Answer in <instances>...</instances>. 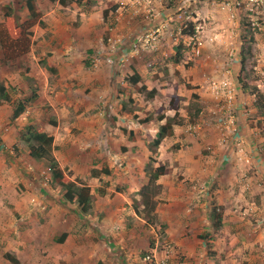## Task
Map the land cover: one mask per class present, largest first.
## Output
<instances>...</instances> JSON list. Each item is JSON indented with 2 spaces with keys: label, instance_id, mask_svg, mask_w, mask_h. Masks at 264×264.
<instances>
[{
  "label": "rangeland",
  "instance_id": "obj_1",
  "mask_svg": "<svg viewBox=\"0 0 264 264\" xmlns=\"http://www.w3.org/2000/svg\"><path fill=\"white\" fill-rule=\"evenodd\" d=\"M76 1L81 4L84 0ZM89 1L80 5L82 12H92V6L97 3L101 17L106 11L105 21L110 15L120 13L122 17H127L126 26L114 35H120L122 41H129L131 48L127 55L123 54L119 58L115 56L116 60H113L108 55L95 52L98 39L93 36L90 46L94 49L93 52L84 54L85 60L79 63L84 62V67L88 68L87 63L94 64L92 61L96 59L106 60V63L110 58L111 61H116L120 71L119 81L124 79L127 84L126 89L122 86L121 90L125 89L128 97L124 100V108L120 103L117 104L115 113V106L111 107L116 102L114 99L107 105L102 104L104 100L99 102L97 98L85 103L77 102L76 113L87 114L84 116L87 119L92 115L95 120L100 119L103 125L110 128L117 125L118 121L122 128L130 126L133 121L134 127L144 130L142 133L147 135H154L156 128H159V116L170 118L176 114L181 126H176L173 137L165 139L166 147L163 145L154 149L151 143L148 145L152 149L148 165L154 167L163 163L169 171L168 174L171 173V163L188 166V171L176 170L177 183L176 178L173 179L175 187L182 183L183 190L188 192H202L204 182L200 183L194 177L207 166L212 168L213 176L220 177L223 181L220 189L228 195L232 192L234 195V198L225 197V206L217 204L215 207L221 217L225 207L231 211L218 233L213 227V217H208L207 225L199 223L193 226L192 217L189 215L185 233L190 238L186 239L188 242L184 248L174 247L177 251V264H264V176L258 174L253 165L250 164L251 168L248 166L251 161L259 158L264 160V110L259 111L256 108L255 98L249 91L242 95L236 83L239 77L241 83L251 88L257 87L264 101V3L252 5L245 0H126L117 4L114 1L104 3V0H98L101 2L94 1L89 4ZM25 2L26 0H0V18L3 6L18 9ZM111 28L115 29L114 26ZM108 32L110 31L107 30L99 36L101 43L107 42ZM140 38L144 41L136 50L132 46ZM51 47L55 48L53 45ZM177 53L180 61L175 63ZM241 54L244 55V60ZM35 55L36 60L31 55L5 64L4 70L0 72V79L7 87L13 103L17 101L18 93L22 92V99H26L36 90L28 71L38 60L40 67H44L41 63L48 64L51 56L49 53ZM136 71L142 77L138 87L144 85L147 91H156L152 99L147 100V93H139L128 81ZM48 74L49 80L53 79L54 73L48 71ZM228 91H231V100L228 98ZM13 103L3 105L0 113H10ZM42 108H47V113H50L51 108L46 104ZM38 113L45 112L38 110ZM142 123L145 125L141 126ZM8 125L10 124L7 123V127ZM7 127H1L0 137L8 136L9 142H12L10 136L13 129L8 130ZM120 130L124 132V129ZM22 131L23 128L17 131L18 139L15 138L25 147L19 139ZM90 134L85 136L88 135L89 138ZM97 138L96 135L90 138L95 146ZM8 140L4 142L0 138V143H7ZM122 148H111L109 144L108 148L97 150L96 153L92 150L87 158L94 161L102 153L97 162L104 163L91 170V177L107 175L105 171H108L109 164L104 160L114 163L121 158L119 154L124 153ZM137 156L133 154L128 158L122 157L135 159ZM123 163L126 165L125 161ZM45 168L46 166L41 171H46ZM244 174L249 177H243ZM236 175L240 176L235 180L232 176ZM213 179L208 183L212 184L211 190L215 192L213 187L216 184L213 185ZM76 180L87 186L91 185L95 195L93 202L96 201L97 206L103 205L100 204L99 193H103L105 189L108 192L111 186L109 184L115 185L107 178L99 183L97 179L87 183ZM24 186L20 184L18 187L20 190L27 189ZM243 189V195L238 201L237 193ZM158 195L159 193L151 195L149 207L136 211L145 222L149 219L148 225L155 230L153 241L160 242L159 250L163 252L158 255L160 257L168 256L169 249L165 246L167 225L155 213ZM138 203L140 202L132 205L140 207L141 204ZM208 228L210 229L207 230ZM174 234L178 232L174 231ZM215 234L219 239L214 238ZM220 235L223 239H220ZM187 248L191 254L189 257L183 253ZM139 254L141 256L142 252Z\"/></svg>",
  "mask_w": 264,
  "mask_h": 264
},
{
  "label": "crops",
  "instance_id": "obj_2",
  "mask_svg": "<svg viewBox=\"0 0 264 264\" xmlns=\"http://www.w3.org/2000/svg\"><path fill=\"white\" fill-rule=\"evenodd\" d=\"M36 1L42 14L43 26L36 24L31 29L30 52L17 60L31 55L36 60L35 54L49 53L51 56L46 66L54 68L55 73L53 79L49 80L50 75L47 69L40 67L39 60L35 62L33 68L28 71V75L36 88V100L15 120H10L12 111L0 113V130L1 127H7L9 123L7 129H13L12 135L14 134V138L10 136L12 142H9L8 136L0 137L4 142L8 140L7 143L3 141L0 143V264H11L4 259L5 253H10L19 264H149L144 261L146 255L153 253L158 257L163 252L159 250L160 242L153 241L155 230L137 214L136 210L144 206L141 204L140 207H136L132 204L140 202V190L147 184L146 166L150 154L148 145L156 139L159 128H156L154 135H147L142 133L144 130L136 129L133 121L130 126L126 125L123 128L118 121L115 125L117 129L115 126L110 128L106 124L103 125L100 119L95 120L92 115H89L87 119L84 117L87 114L76 113L77 102L85 103L96 98L99 102L104 100L102 104L107 105H110L114 99L116 102L111 105V107L115 106L114 113L118 103L122 108L125 107L124 100L128 94L124 90L127 84L124 79L119 81L120 71L116 61L108 60L106 63V60L96 59L92 61L94 64L87 63L88 68L84 67V62L83 64L79 62L85 60L84 54L94 50L90 47L93 36L98 39L96 53L108 55L113 60L115 56L119 58L123 54L127 55L131 48L130 42L122 41L120 35L114 34L123 30L128 19L122 17L120 13V15H110L105 21V17H101L98 11L97 3L92 6V12H82L80 5L85 4L87 0L81 4L76 0H69L65 6H61L58 0ZM94 1L98 0H90L89 4ZM111 1L122 4L126 0H104L103 2ZM14 10L21 15V21L27 19L24 4ZM111 26L115 29L112 30ZM107 30L110 31L107 42L101 43L99 36L105 34ZM50 44L55 48H52ZM1 57L0 50V59ZM4 66L5 64L0 62L1 73ZM136 72L142 80L141 73ZM0 81L3 82L2 79ZM122 86L125 89L121 90ZM9 96L11 97L10 94ZM23 96L20 92L16 98L21 100ZM70 101L73 103L71 104ZM9 103H13L12 100L1 104L0 109L3 105L8 106ZM42 104L51 108L50 113H47L49 112L47 108H42ZM41 108L45 113H38V110L42 111ZM165 119L159 121V127L165 123ZM27 125L52 135V154L61 169L72 173V181L79 179L87 183L97 179L99 183L100 180L107 178L115 184H109L111 185L109 191L106 192L105 189L103 195H99L102 206H97V202L94 201L92 209L87 214H83L76 203L66 202L63 193L58 188L53 189L50 186V174L47 167L46 171H41L46 166L45 162L31 158L28 155L27 146L23 147L17 140V131L19 132ZM143 125L145 124L142 123L141 126ZM120 128L124 129V132ZM175 128L176 126L173 127L171 137L176 134ZM86 134H90L89 138L88 135L85 136ZM94 135L98 137L95 141L96 146L90 140ZM165 139L160 146H167ZM109 144L115 149L123 147L124 153L119 154L121 158L118 156L120 159L114 163L104 160L109 164L107 175L92 178L91 170L99 168L104 163L103 161L98 163L102 153L98 154L97 160L94 161L87 156L92 150L96 153L97 150L108 148ZM133 154L138 156L135 159L133 157L123 159ZM256 155L259 157L257 153ZM124 161L126 165L122 164ZM250 164L256 168L258 174L264 176V160L259 158L257 161H251L248 163L251 168ZM159 165L158 163L154 167ZM161 165L165 167L163 163ZM170 167H172L169 169L171 173L161 176L156 182L160 186V192L155 213L167 225L165 246L169 249L168 261L170 264H177V251L174 247L184 248L188 242L186 239L190 238L185 233L189 215L192 217L193 226L199 223L207 225L208 217H212L216 205L225 206L227 202L225 197L234 198V195L233 192L228 195L220 189L223 181L220 177L213 176L212 168L207 166L194 177L198 182H204L202 192L186 190L185 192L182 183L175 187L178 181L176 170L188 171V166L171 163ZM239 176L232 177L236 180ZM243 177L249 176L244 174ZM174 178H176L175 183H173ZM212 179L215 180L213 185L216 184L213 187L215 192L211 190L212 184L208 183ZM20 184L27 186V189L24 186L25 189L20 190ZM88 187L91 195L95 196L90 184ZM243 191L244 189L237 193L238 201ZM231 202L233 208V201ZM230 212L225 207L221 224L215 228L216 232L224 226V220ZM174 231L178 234H174ZM213 236L219 239L216 234ZM220 239H223L221 235ZM194 241L197 243L196 238ZM200 242L203 243L202 240ZM212 242L215 243V241ZM140 252H142L141 256ZM183 253L188 254L187 257L191 256L189 248L183 250ZM162 256L164 255L160 257Z\"/></svg>",
  "mask_w": 264,
  "mask_h": 264
},
{
  "label": "trees",
  "instance_id": "obj_3",
  "mask_svg": "<svg viewBox=\"0 0 264 264\" xmlns=\"http://www.w3.org/2000/svg\"><path fill=\"white\" fill-rule=\"evenodd\" d=\"M55 2L57 0H49ZM61 6L67 4L66 0H58ZM25 8L27 11V19L21 21V15L18 14L12 7L6 5L2 7V20L0 21V50L2 57L0 62L3 64H8L15 61L30 52L32 46V31L31 29L39 24L43 26L41 22L42 14L38 9V4L36 0H26ZM106 11H104L103 16L105 17ZM242 48V47H241ZM242 59L244 60V55ZM242 60V62H243ZM180 61L179 53L176 54L175 63ZM49 72L55 73L54 68H50L44 63H41ZM242 64V63H241ZM128 81L132 87L136 88L139 93L146 92L147 100L152 99L155 96V90L147 91V88L143 85L138 87V83L141 81L140 76L135 73L128 78ZM237 85L241 94H245L249 91L250 95L255 98V105L259 111L264 110L263 96L257 87H249L247 84L241 83L239 77L236 79ZM37 98L35 91H32L31 96L17 100L12 106V115L10 120H15L21 114L24 113L26 107L30 106ZM11 101V97L8 94L7 87L3 82L0 81V105ZM172 108L174 107L172 101L170 103ZM175 109V108H174ZM199 111V110H198ZM197 111V112H198ZM175 114L173 117L166 118L164 116H159L158 121L165 119V123L159 127L156 139L151 141V147L154 149L158 148L165 138L171 137L173 135V127L181 126V121L177 120ZM26 146L28 155L34 160L44 161L45 165L50 174L49 184L53 189L58 188L63 193V198L68 203H76L80 207L81 213L87 214L93 205V196L91 195L90 188L79 182L78 180L72 181L71 172H67L61 169L57 160L52 154L53 151V137L49 133L39 130L32 125H27L23 128L19 138ZM152 152V149H149ZM151 159V157H149ZM148 166V167H147ZM146 171L148 174L147 184L140 190L141 200L139 204H143L144 208L149 207V199L151 195L159 193L160 186L156 183L157 180L166 174L168 170L163 166L159 165L157 167H151L147 164ZM108 174V171H105ZM103 195V193H99ZM212 217L214 220L213 227L218 228L221 224V214L217 212L214 208L212 212ZM149 224V219L146 221ZM64 237V236H63ZM11 264H19V262L10 253H5L3 255Z\"/></svg>",
  "mask_w": 264,
  "mask_h": 264
},
{
  "label": "built area",
  "instance_id": "obj_4",
  "mask_svg": "<svg viewBox=\"0 0 264 264\" xmlns=\"http://www.w3.org/2000/svg\"><path fill=\"white\" fill-rule=\"evenodd\" d=\"M245 2L252 4V5L264 3L263 0H245ZM143 41H144L143 38L138 39L132 47L137 50V47L139 46V44L143 43ZM109 60L111 61V59ZM228 98L230 100L232 99L231 91H228ZM167 258H168L167 256L156 257L155 254L151 253L144 257V261L149 264H170Z\"/></svg>",
  "mask_w": 264,
  "mask_h": 264
}]
</instances>
